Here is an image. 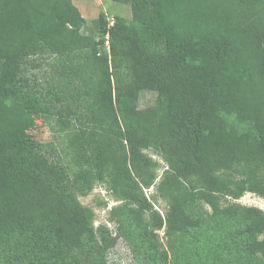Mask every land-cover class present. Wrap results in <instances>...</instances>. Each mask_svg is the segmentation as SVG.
Listing matches in <instances>:
<instances>
[{
    "label": "trees",
    "instance_id": "1",
    "mask_svg": "<svg viewBox=\"0 0 264 264\" xmlns=\"http://www.w3.org/2000/svg\"><path fill=\"white\" fill-rule=\"evenodd\" d=\"M113 1L132 19L102 12L88 34L74 0H0V264H107L128 222L153 252L165 229L171 247L207 237L224 264H264V211L233 203L264 199V0ZM46 53L86 59L101 90L95 125L70 139L76 171L43 160L29 133L49 112L25 75ZM143 92L154 106L139 107ZM150 150L168 165L164 216L144 194ZM97 183L124 201L116 236L79 200Z\"/></svg>",
    "mask_w": 264,
    "mask_h": 264
},
{
    "label": "rangeland",
    "instance_id": "2",
    "mask_svg": "<svg viewBox=\"0 0 264 264\" xmlns=\"http://www.w3.org/2000/svg\"><path fill=\"white\" fill-rule=\"evenodd\" d=\"M87 20L85 32L95 29L94 21L100 13L108 14L109 22L115 23L117 17L126 20L132 19V9L128 4L113 0H74ZM100 40V38H97ZM110 52L108 37L102 46ZM34 69L28 67L25 86L31 94L37 95L48 109L46 118L37 121V126L30 136L34 148L39 156L48 164L60 168H74L72 162L73 151L70 148L71 137L81 129H91L93 111L97 110L101 90L95 74L89 69L86 59L78 55L57 56L51 53L34 57ZM156 104V94L143 92L139 99V107L146 109ZM150 157L158 162L156 170L157 181L149 189H144L148 201L153 204L154 210L165 215L169 204L157 193V186L161 177L168 168L166 161L158 153L147 151ZM80 202L95 212V227L106 225L114 236L117 234L118 224L111 221L112 210L124 205V201L113 195L108 184L97 183L92 193L86 197H79ZM226 203V202H225ZM239 206H254L264 211V199L254 193H247L241 199L233 201ZM210 213L212 210L205 206ZM120 218V217H118ZM146 219H150L149 214ZM125 235L119 236L115 246L107 253V264H224L226 261L217 259L220 249L207 237L199 238L188 236L176 239L174 245L169 243L165 229L156 231L160 246L155 251L148 243H144L136 236L134 227L129 222L125 225ZM138 234V233H137ZM128 235V238H127ZM264 238V234L262 236ZM168 252V258L164 252ZM231 264H241L231 262Z\"/></svg>",
    "mask_w": 264,
    "mask_h": 264
},
{
    "label": "built area",
    "instance_id": "3",
    "mask_svg": "<svg viewBox=\"0 0 264 264\" xmlns=\"http://www.w3.org/2000/svg\"><path fill=\"white\" fill-rule=\"evenodd\" d=\"M112 25H113V23H112Z\"/></svg>",
    "mask_w": 264,
    "mask_h": 264
}]
</instances>
